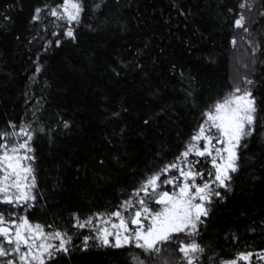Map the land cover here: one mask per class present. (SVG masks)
<instances>
[{
  "label": "trees",
  "instance_id": "obj_1",
  "mask_svg": "<svg viewBox=\"0 0 264 264\" xmlns=\"http://www.w3.org/2000/svg\"><path fill=\"white\" fill-rule=\"evenodd\" d=\"M61 3L0 0V131L26 128L33 137L36 198L20 210L71 237L68 252L45 264H187L177 243L156 253L85 248L90 227H74V217L94 225L135 199L145 176L176 162L204 113L241 80L256 99L255 131L241 140L229 187L212 186L221 196L205 202L198 234L178 236L204 248L193 264L263 254L264 0H83L74 41L63 29L54 35L51 12ZM198 160L210 180L211 164Z\"/></svg>",
  "mask_w": 264,
  "mask_h": 264
},
{
  "label": "snow or ice",
  "instance_id": "obj_2",
  "mask_svg": "<svg viewBox=\"0 0 264 264\" xmlns=\"http://www.w3.org/2000/svg\"><path fill=\"white\" fill-rule=\"evenodd\" d=\"M60 7L62 8L61 13L52 10L51 15L66 20L68 24L80 22L81 14L84 11L83 0H62ZM35 11L36 15L33 18L39 19L41 10L36 9ZM242 21L243 17L236 20V26L242 27ZM64 35L74 41V28L69 27ZM59 43L60 41H57V46ZM247 83L251 84L252 81L249 80ZM257 112L256 99L250 89L236 87L221 101H217L208 112L204 113L206 120L191 137L192 141L203 140V148L198 143H189L185 150L177 156V162L165 164L158 171L145 176L144 181L132 194L134 197H139L136 203L133 204L131 199L126 200L121 204L120 210L109 214L119 220V225L112 224L114 231L110 232L108 228L97 229L98 234L96 236L83 237L84 247L88 246L89 240L99 239L101 244L105 246L121 248L133 245L145 252L156 253L160 251L159 245L177 243L180 245L178 250L183 253L187 264H193L192 254L203 253L204 248L195 239L185 243L179 239L178 234L183 233L188 237H195L199 232L198 225L204 223L201 217L209 215V210L205 207L204 202L210 204L212 196H221V193L216 191L212 185L216 184L217 187L222 188L229 187L226 181H231V173H236L239 170L237 149L241 140L248 138L255 131ZM67 126L65 123V127ZM12 127L15 128L16 126L13 125ZM18 136H23L26 139L17 142L16 137ZM6 137H11L13 144L9 147L7 143H0V173H2L0 176V196H2L0 203L20 205L23 202L27 205L30 200L36 198L30 192L25 191V189L35 187L34 169L31 163H24L35 159L34 156L27 154L33 151L30 147L33 137L26 128H21L18 133L0 131V140ZM214 140L215 144L213 143ZM217 145H223V147H217ZM21 150H24L23 154H21ZM190 153L198 157H205V162L212 165L207 172L210 180L205 179L203 171L196 170L195 166L201 163L200 160H188ZM181 161L184 167L180 166L179 162ZM173 169L179 173V176H168V173ZM161 176H164L163 180H161ZM10 178L11 184L7 183ZM197 178L202 181L201 184L196 183ZM168 185L172 186L171 194L169 191L163 190L164 186ZM9 188L16 189V192L9 195ZM158 189L161 190L157 191ZM193 189H195L194 192ZM141 192L148 198L147 200L140 196ZM197 199L200 201L199 203L195 202ZM150 203L161 205V207L152 209L149 206ZM130 209L135 210L129 211ZM122 212L129 213L127 219L122 215ZM101 215L98 213L96 217L99 218ZM142 215L145 220L150 219L151 221L146 228L141 219ZM74 219L76 220L74 227L92 226V217L83 222H80L79 217H74ZM19 220L20 223H16L15 219L6 218L3 212H0V257L17 253L19 260L24 264H29V257L37 264H45V253L49 259L54 257V252L51 249L55 248L56 251L68 252V248L64 245L70 242L71 237H67L66 233L63 235L60 232L45 233L43 226L31 224L27 217H19ZM129 224L136 227L129 228ZM34 234H39L43 240L59 239L61 244L54 246L41 242L38 247L42 251L33 255V243H30V240L34 241L37 238ZM109 237H114V242ZM6 245H10L11 248L6 247ZM22 246L26 251H21ZM252 255V253L247 255L241 253L231 261H224L223 264H237V259L247 261ZM259 258L264 260V256ZM133 259L137 261L139 258L134 257ZM5 264H15V261L7 260Z\"/></svg>",
  "mask_w": 264,
  "mask_h": 264
},
{
  "label": "rangeland",
  "instance_id": "obj_3",
  "mask_svg": "<svg viewBox=\"0 0 264 264\" xmlns=\"http://www.w3.org/2000/svg\"><path fill=\"white\" fill-rule=\"evenodd\" d=\"M53 10H56L57 13H61L62 12V8L59 6L55 7ZM54 35H57V32H59L60 30H64V33L66 32V30L71 27V25H73L74 23L72 24H68V22L66 20H63V19H58L56 16H54ZM236 87H240L241 89H248L247 87V84H245V82L243 80H241L240 82H237L236 83ZM235 87V88H236ZM235 88L230 91L229 93L233 92L235 90ZM228 93V94H229ZM227 94V95H228ZM226 95V96H227ZM221 101V100H220ZM206 120V117L204 119V121ZM203 121V123H204ZM214 131V130H213ZM189 143H198L199 146L201 148H203V145H204V141L201 140L199 142H196V141H192L190 139V141L187 143V145ZM213 143L215 144V140L213 141ZM217 147H223V145H217ZM23 151L24 150H21V154H23ZM28 154V153H27ZM192 158V159H191ZM199 158L201 157H198V156H195L194 154L190 153L189 157H188V160L189 161H195V160H198ZM177 162V161H176ZM219 162V161H218ZM25 164L27 163H31V161H25L24 162ZM180 163V166L181 167H184V164L181 162ZM212 167V165H211ZM172 171H174V174H172ZM172 171H170L168 173V176H172V175H176V176H179V173L176 172L175 169H173ZM0 176H2V173H0ZM164 179V178H163ZM162 179V176H161V180ZM183 178L181 177V180ZM211 179V178H210ZM7 183L11 184V178L9 179V181H7ZM189 183H191V181H189ZM196 183L197 184H201L199 181H198V178L196 180ZM218 183V182H217ZM215 185V184H213ZM212 185V186H213ZM170 189V190H167V189ZM32 189L33 188H30V189H25V191L27 192H30V194L32 195ZM163 190H167L169 191V193L171 194V191H172V186L171 185H168V186H164ZM151 191V190H149ZM193 192L195 191V189L192 190ZM16 192V189H13V188H9V195H13L14 193ZM143 192H141L140 196L142 195ZM142 197V196H141ZM0 199H2V196H0ZM139 199V197H135V199L132 200V203L135 204L136 203V200ZM32 200H30L28 202L27 205L23 204V202H21L20 205H13V204H7V203H0V212H3L4 216L6 218L8 217H11L12 219H15L16 220V223H20V220H19V217H27L24 212H22V210L26 209L32 202ZM197 203H199L200 201L197 199V201H195ZM205 203V202H204ZM9 206V207H8ZM11 207V208H10ZM161 207V205L158 206V208ZM3 208H7V210L5 211ZM22 209V210H20ZM135 209H130L129 211H134ZM122 215L125 217V219L128 218V215L129 213L128 212H122ZM202 218V217H201ZM28 219V218H27ZM141 219L143 220L144 222V225H145V228L147 226L148 223H150V219H147L145 220L143 215L141 217ZM29 220V219H28ZM30 221V220H29ZM105 221H108V223H105ZM31 224L35 225V224H38V223H35V222H31ZM112 224H117L119 225V220L117 217L115 216H109L107 218H104V219H101L97 222V224H94L92 225L89 229L91 230L90 234L89 235H92V236H96L98 233H97V229H102V228H108V230L111 232V231H114V229L112 228ZM5 226H8V225H5ZM129 228H135L136 226L135 225H131L129 224L128 225ZM45 233H54V232H48L44 229ZM121 232H123L122 229H120ZM55 232H59V231H55ZM61 233V232H60ZM62 234V233H61ZM127 234V233H125ZM13 235H14V232H13ZM37 238L33 241V240H30V243H33V255H36V254H39L42 250L39 249L38 245L41 243V242H44L46 244H50V245H54V246H58L61 244V240L59 239H55V238H49L47 240H43L42 237H39V234H34ZM63 235V234H62ZM110 240H112L114 242V237H109ZM88 243H92V244H99V245H102L101 242L99 241V239H95V240H89ZM69 245V242L66 243L64 246L65 247H68ZM6 247L8 248H11L10 245H6ZM21 251H26V249L22 246L21 247ZM51 251L53 252H56L55 248L51 249ZM247 255V254H245ZM260 256H264V253L263 254H260V253H256L254 255H252L249 260L247 261H244L242 259H237V264H264V260L260 259L259 257ZM44 257L46 258L47 257V254L45 253L44 254ZM7 260H14L15 261V264H24V262H21L19 260V254L17 253H12L11 255L7 256V257H0V264H5V262ZM29 264H37L36 261H32L31 258L29 257Z\"/></svg>",
  "mask_w": 264,
  "mask_h": 264
},
{
  "label": "bare ground",
  "instance_id": "obj_4",
  "mask_svg": "<svg viewBox=\"0 0 264 264\" xmlns=\"http://www.w3.org/2000/svg\"><path fill=\"white\" fill-rule=\"evenodd\" d=\"M196 255V254H195Z\"/></svg>",
  "mask_w": 264,
  "mask_h": 264
}]
</instances>
